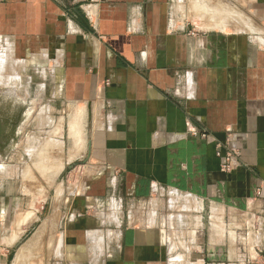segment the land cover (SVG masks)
<instances>
[{"label": "crops", "instance_id": "crops-1", "mask_svg": "<svg viewBox=\"0 0 264 264\" xmlns=\"http://www.w3.org/2000/svg\"><path fill=\"white\" fill-rule=\"evenodd\" d=\"M0 42L86 108L74 206L82 230L111 227L101 264H168L174 221L200 262L264 264V0H0Z\"/></svg>", "mask_w": 264, "mask_h": 264}, {"label": "rangeland", "instance_id": "rangeland-1", "mask_svg": "<svg viewBox=\"0 0 264 264\" xmlns=\"http://www.w3.org/2000/svg\"><path fill=\"white\" fill-rule=\"evenodd\" d=\"M11 51L0 42V97L14 108L23 102L25 112L29 113L20 124L16 143L5 152V157H0V164H3L0 166V198L6 203V212H0V264H101L99 257H93V251L98 245L102 251L103 246L97 240H100V233L111 227L82 230L78 221L82 214L78 212L79 206H74L80 204L82 186L87 179L83 157L88 138L86 108H82V122L74 118V127L83 126L80 131L75 128L80 139L76 147L70 140L72 126L68 123L73 118L74 108L81 105H61L53 98L54 93L49 92L48 82L41 77L43 68L38 70L35 64L22 62L17 46ZM40 85L44 86L46 96L42 95ZM71 155L74 157L68 161ZM166 192L169 197L164 194L159 199L167 206L172 195L169 189ZM173 209L168 211L169 215L180 213L178 208ZM128 210L125 204L121 217H126ZM179 224L174 221V225L166 228L170 248L168 264L177 254L182 255L180 264H206L197 259L200 248L195 228ZM92 232L94 236H90ZM220 263L223 262H215Z\"/></svg>", "mask_w": 264, "mask_h": 264}, {"label": "water", "instance_id": "water-1", "mask_svg": "<svg viewBox=\"0 0 264 264\" xmlns=\"http://www.w3.org/2000/svg\"><path fill=\"white\" fill-rule=\"evenodd\" d=\"M16 108L9 103L3 102L0 97V144L4 137L6 139L5 144H8L5 152L16 143L20 124H22L26 114L29 113L25 112L26 105L23 102L17 105ZM4 132H6L5 136Z\"/></svg>", "mask_w": 264, "mask_h": 264}, {"label": "bare ground", "instance_id": "bare-ground-1", "mask_svg": "<svg viewBox=\"0 0 264 264\" xmlns=\"http://www.w3.org/2000/svg\"><path fill=\"white\" fill-rule=\"evenodd\" d=\"M81 109H82V108L75 109V111L73 112V115L71 114V115L73 116V118H72V119H69V118H71L72 116H70V117L68 118V119L70 120V121L68 120V121H69L68 124H69L70 126H72V127H71V132L69 131V130H70V126L67 125V126H68L67 131L70 132V140L73 141V145H75L76 147H77V143L80 142V141L77 140V139H79V138H77L78 135H79L78 133H79V131H80L79 129H82V128H78V127H74V126L76 125V124H75V119H76V120H79L80 114H81V112H83V111H81ZM82 115H83V113L81 114V116H82ZM83 116H84V115H83ZM74 118H75V119H74ZM81 118H82V117H81ZM81 118H80V119H81ZM73 120H74V121H73ZM81 120H82V119H81ZM68 121H67V122H68ZM73 122H74V126H73ZM76 122H77V121H76ZM66 124H67V123H66ZM78 124H79V123H78ZM80 124H81V123H80ZM81 125H82V124H81ZM77 126H79V125H77ZM73 127H74V128H73ZM75 128H77L79 131H78L77 129H75ZM75 131H78V133L75 132ZM68 132H67V133H68ZM66 135H67V134H66ZM79 140H80V139H79ZM75 142H76V143H75ZM81 142H82V141H81ZM47 143H48V142H47ZM47 143H46V144H47ZM48 144H49V143H48ZM50 144H51V143H50ZM50 144H49V145H50ZM81 146H82V145H81ZM78 147H79V146H78ZM82 147H83V146H82ZM72 148H73V147H72ZM72 148H71V149H72ZM71 149H70V150H71ZM73 149H75V148H73ZM77 149H78V148H77ZM79 150L81 151V148H79ZM83 150H84V149H83ZM74 151H75V150H74ZM74 151L72 150L71 152H74ZM42 153H43V152H42ZM52 153H53V152H52ZM75 153H77V152H75ZM50 154H51V153H50ZM72 154H74V153H72ZM74 155H75V154H74ZM74 155H71L70 158L68 159V161L71 160V159H73ZM76 155H77V154H76ZM44 156H45V155H44ZM41 158H42V157H41ZM36 159H37V158H36ZM33 160H34V159H33ZM35 161H36V160H35ZM37 161H38V160H37ZM61 163H62V162H61ZM60 165H61V164H60ZM60 165H59V166H60ZM53 166H54V165H53ZM55 166H56V165H55ZM36 167H37V166H36ZM45 167H46V166H45ZM56 167H57V166H56ZM62 167H63V166L61 165L60 168H62ZM37 168H38V167H37ZM57 168H58V167H57ZM45 169H46V168H45ZM53 169H56V168H53ZM38 170H39V168H38ZM51 170H52V168H51ZM61 170H62V169H61ZM40 171H41V170H40ZM53 171H54V170H53ZM59 171H60V170H58L57 173H58ZM41 172H42V171H41ZM45 173H46V172H45ZM48 173H49V172H48ZM50 174H51V173H50ZM52 174H53V173H52ZM50 176H51V175H50ZM53 177H54V176H53ZM47 179H48V178H46V180H47ZM51 180H52V179H51ZM47 183H48V181H47ZM49 186H50V185H49ZM50 187H51V186H50ZM60 189H61V188H60ZM57 218H58V217H57ZM43 222H44V221H43ZM12 237H13V236H12ZM15 237H16V236H15ZM14 239H15V238H14ZM16 239H17V238H16ZM35 252H36V251H35ZM20 253H21V252H20ZM17 260H18V259H17ZM17 260H16V261H17ZM18 261H19V260H18ZM22 261H23V260H22ZM19 262H20V261H19ZM16 263H17V262H16ZM17 264H19V263H17Z\"/></svg>", "mask_w": 264, "mask_h": 264}, {"label": "built area", "instance_id": "built-area-1", "mask_svg": "<svg viewBox=\"0 0 264 264\" xmlns=\"http://www.w3.org/2000/svg\"><path fill=\"white\" fill-rule=\"evenodd\" d=\"M261 194V192H258V195ZM255 236L252 239V237L247 236L246 234H240L236 236V239L238 240V244L239 247L238 249H240V251L242 253H247V250H249V252H252L254 254L261 252L260 247L261 245L258 243V240H255ZM247 260H249L250 262H252L251 257L250 258H246ZM247 260L244 261V264H247ZM221 264H225V263H221ZM236 264H242V263H236Z\"/></svg>", "mask_w": 264, "mask_h": 264}, {"label": "flooded vegetation", "instance_id": "flooded-vegetation-1", "mask_svg": "<svg viewBox=\"0 0 264 264\" xmlns=\"http://www.w3.org/2000/svg\"><path fill=\"white\" fill-rule=\"evenodd\" d=\"M16 108V107H15ZM17 109V108H16ZM17 115V114H16ZM4 134V136H5V134H6V132H4L3 133ZM5 141H6V139L3 137V139H2V142H1V144H0V157H5V148L7 147V145L5 144ZM3 166V164H0V166Z\"/></svg>", "mask_w": 264, "mask_h": 264}]
</instances>
